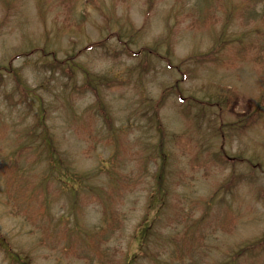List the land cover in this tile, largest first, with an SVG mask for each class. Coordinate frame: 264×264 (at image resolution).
<instances>
[{
	"label": "rangeland",
	"instance_id": "1",
	"mask_svg": "<svg viewBox=\"0 0 264 264\" xmlns=\"http://www.w3.org/2000/svg\"><path fill=\"white\" fill-rule=\"evenodd\" d=\"M0 237L24 264H264L235 256L264 237V0H0Z\"/></svg>",
	"mask_w": 264,
	"mask_h": 264
},
{
	"label": "trees",
	"instance_id": "2",
	"mask_svg": "<svg viewBox=\"0 0 264 264\" xmlns=\"http://www.w3.org/2000/svg\"><path fill=\"white\" fill-rule=\"evenodd\" d=\"M222 46V43L221 41L218 39L215 43V45L206 53H203V54H198V55H191V56H188L186 58V60L182 61V62H185V63H190L192 60H195V59H200L201 61H211V54L212 53H216L218 51H220V48ZM223 48V47H222ZM143 51H147V53H151L149 50H146L145 48L143 49ZM56 58H54V61H53V64L57 63L59 65L60 62H55ZM183 64L180 63L179 66H182ZM49 68H53V66H50ZM91 79L87 81V84L91 85ZM182 79L180 78L179 80H176L175 83L172 85V88L169 89L170 91H173L172 89H174V91L176 92H179L178 89H179V82H181ZM166 91L167 89H163L161 94L159 95L158 97V100H157V103L161 106L165 100V98L167 97L166 95ZM95 101L97 100V104L99 103V99H98V95L95 94ZM230 98H226V101L228 102ZM224 101V104H227V102ZM217 107H219L217 105ZM102 109H104L102 107ZM158 110V109H157ZM157 110L155 111V114L157 112ZM255 112V118H253V115H250V117L248 119H250V123L251 122H255L256 118H257V111H256V108L253 110ZM186 110L184 109L183 110V113H185ZM99 115L105 120L107 118V114L106 113H102V112H99ZM187 116V115H186ZM37 122L39 123L38 126L41 127V131L38 132V134L41 133V143H42V146H44L48 152V157H49V160H52L54 162H57V160H61L57 150L54 148V145H53V141H52V138L51 136L49 135L48 133V130H47V127L45 125V123L43 122V116L42 114L39 112L38 113V116H37ZM244 118V117H243ZM159 120V119H157ZM238 123V122H237ZM233 125H235L236 123H232ZM112 125V122L110 121V123L108 124L109 128L107 125H105V127H107V130L110 131L112 130L113 126ZM157 126V131L161 133V124L159 121H156V124ZM110 129V130H109ZM32 135H35L33 132H32ZM36 136V135H35ZM40 137V136H39ZM222 147H220L219 150H221ZM227 158V157H226ZM166 164H167V161L165 160V156L160 154L159 156V162H158V165H157V172L155 174L156 176V179L158 181V184L162 183L163 180L165 181V169H166ZM50 168L52 170H56V169H59V167L57 166L56 168V164H51L50 165ZM51 170V171H52ZM149 230V225H144L141 229V236L142 238L145 236V234L148 232ZM264 243V237H261L258 241H256L254 244H247L246 247H244L243 249L241 250H237V253L235 254V256H240L241 253L245 252V253H251L254 255H256V253H254L256 250H258L260 247H263ZM244 250V251H242ZM0 251L3 252V254L5 253V255L7 254L9 257V259H11L12 261H18L20 262V264H24L23 261H24V256H22V254L18 253V252H14L9 245H7V243L5 242L4 238L3 237H0Z\"/></svg>",
	"mask_w": 264,
	"mask_h": 264
}]
</instances>
